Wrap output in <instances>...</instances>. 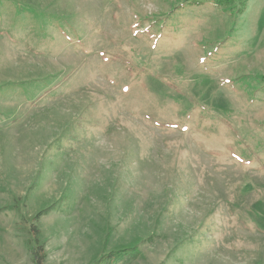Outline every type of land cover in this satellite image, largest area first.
<instances>
[{
	"label": "rangeland",
	"instance_id": "374dc122",
	"mask_svg": "<svg viewBox=\"0 0 264 264\" xmlns=\"http://www.w3.org/2000/svg\"><path fill=\"white\" fill-rule=\"evenodd\" d=\"M198 2L0 0V264H264V0Z\"/></svg>",
	"mask_w": 264,
	"mask_h": 264
},
{
	"label": "trees",
	"instance_id": "16d2710c",
	"mask_svg": "<svg viewBox=\"0 0 264 264\" xmlns=\"http://www.w3.org/2000/svg\"><path fill=\"white\" fill-rule=\"evenodd\" d=\"M196 1H199L198 2L199 5L204 4L206 1H210L213 4H215L216 6H219L222 8H227L232 13L238 14V13L242 12V10L245 9V7H247V5L249 4V2L251 0H196ZM192 2H190V4H192ZM24 13H28V14L34 16V10L26 9V10H24ZM38 19H39V21L41 20V18H38ZM42 20L50 21V20H52V17L51 16H45L42 18ZM263 80H264V76H263ZM41 215H42V212L40 214H38L37 217L39 218V217H41ZM39 248L42 251L40 253H39L37 248H33V250H32L33 259H34L35 264H43L45 261V258H46L45 254L43 253V248L42 247H39ZM135 249L136 248L121 250L118 252H111L110 254H108L106 256H102L101 259L94 264H105L107 262L112 261L113 257L120 259L124 255V253L135 251Z\"/></svg>",
	"mask_w": 264,
	"mask_h": 264
}]
</instances>
